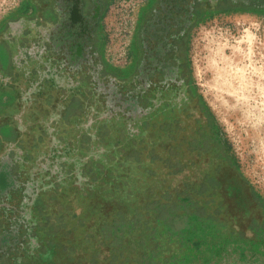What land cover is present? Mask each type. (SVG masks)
I'll return each instance as SVG.
<instances>
[{"label": "flooded vegetation", "instance_id": "obj_1", "mask_svg": "<svg viewBox=\"0 0 264 264\" xmlns=\"http://www.w3.org/2000/svg\"><path fill=\"white\" fill-rule=\"evenodd\" d=\"M113 2L21 0L0 24V264H133L102 225L166 196L189 195L226 236L264 222L187 53L204 15L264 14V0H140L120 66L102 47Z\"/></svg>", "mask_w": 264, "mask_h": 264}, {"label": "rangeland", "instance_id": "obj_2", "mask_svg": "<svg viewBox=\"0 0 264 264\" xmlns=\"http://www.w3.org/2000/svg\"><path fill=\"white\" fill-rule=\"evenodd\" d=\"M139 1L114 0L104 14L102 47L110 63L120 66L126 61ZM20 3L21 0H0V24L16 14ZM187 49L195 90L216 127L217 138L247 186L264 203V14L227 10L204 15L190 33ZM229 69L235 81L242 77L257 81L258 91L232 94L224 81L228 80ZM254 69L259 72L253 74ZM154 157V161H163L156 154ZM263 262L264 256L246 252L240 258L228 249L218 261L201 259L193 264Z\"/></svg>", "mask_w": 264, "mask_h": 264}, {"label": "trees", "instance_id": "obj_3", "mask_svg": "<svg viewBox=\"0 0 264 264\" xmlns=\"http://www.w3.org/2000/svg\"><path fill=\"white\" fill-rule=\"evenodd\" d=\"M214 132L217 138L215 125ZM217 142L221 144L218 138ZM221 146L234 164L225 146ZM164 198L134 209L130 216L117 212L102 225L101 241L111 248L114 257L133 264H193L201 259L218 261L228 249L240 258L246 252L264 256V222L255 229L252 239L226 236L224 226L204 216L203 209L194 205L189 195L178 200ZM205 253L208 256L204 257Z\"/></svg>", "mask_w": 264, "mask_h": 264}, {"label": "bare ground", "instance_id": "obj_4", "mask_svg": "<svg viewBox=\"0 0 264 264\" xmlns=\"http://www.w3.org/2000/svg\"><path fill=\"white\" fill-rule=\"evenodd\" d=\"M258 72H259L258 69L253 70V74H257ZM259 76L263 77L262 75ZM224 81L226 85L231 87L232 94L253 93L254 91H258V88L260 86V84L257 81H254L252 79H246L245 77H242L241 80L237 79V81H235V75L230 73V69H229L228 80H224Z\"/></svg>", "mask_w": 264, "mask_h": 264}, {"label": "crops", "instance_id": "obj_5", "mask_svg": "<svg viewBox=\"0 0 264 264\" xmlns=\"http://www.w3.org/2000/svg\"><path fill=\"white\" fill-rule=\"evenodd\" d=\"M18 12V10H16V13ZM9 19V18H8ZM6 21H7V19H6Z\"/></svg>", "mask_w": 264, "mask_h": 264}]
</instances>
